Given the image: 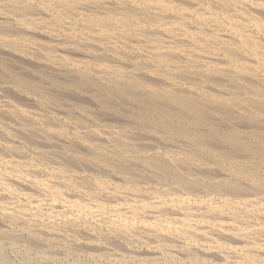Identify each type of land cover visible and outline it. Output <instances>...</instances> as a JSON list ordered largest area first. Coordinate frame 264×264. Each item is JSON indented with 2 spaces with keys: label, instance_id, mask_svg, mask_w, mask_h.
<instances>
[{
  "label": "bare ground",
  "instance_id": "6f19581e",
  "mask_svg": "<svg viewBox=\"0 0 264 264\" xmlns=\"http://www.w3.org/2000/svg\"><path fill=\"white\" fill-rule=\"evenodd\" d=\"M0 264H264V0H0Z\"/></svg>",
  "mask_w": 264,
  "mask_h": 264
}]
</instances>
